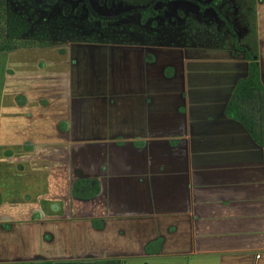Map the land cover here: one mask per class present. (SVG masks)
Returning <instances> with one entry per match:
<instances>
[{"label": "crops", "instance_id": "obj_1", "mask_svg": "<svg viewBox=\"0 0 264 264\" xmlns=\"http://www.w3.org/2000/svg\"><path fill=\"white\" fill-rule=\"evenodd\" d=\"M255 29L264 85V0ZM22 50L0 53L16 52L0 87V264H264V147L226 115L243 54ZM79 179L98 196L76 198Z\"/></svg>", "mask_w": 264, "mask_h": 264}, {"label": "rangeland", "instance_id": "obj_2", "mask_svg": "<svg viewBox=\"0 0 264 264\" xmlns=\"http://www.w3.org/2000/svg\"><path fill=\"white\" fill-rule=\"evenodd\" d=\"M143 9L155 11L147 23L141 22ZM15 15L25 16L27 24H23L24 19L16 26L17 29L11 21L7 24L6 18L12 19ZM225 22L235 29L238 44L246 46L247 38L253 32L251 1L0 0V40L9 38L14 31L20 34L27 27L19 35L25 48L15 50L20 53L19 58L22 49L35 52L41 48L42 51L62 54L72 43L91 40L104 43L152 41L167 45H222L225 38L220 39V33ZM14 54L13 57L0 55V87L6 78L9 80V73L15 74L14 70L2 73L8 59H13L15 63ZM10 67L15 68V65Z\"/></svg>", "mask_w": 264, "mask_h": 264}, {"label": "trees", "instance_id": "obj_3", "mask_svg": "<svg viewBox=\"0 0 264 264\" xmlns=\"http://www.w3.org/2000/svg\"><path fill=\"white\" fill-rule=\"evenodd\" d=\"M128 1V0H127ZM130 1V0H129ZM253 12V32L247 38V47H241L238 44V35L235 29L227 22L224 25L220 33V39H224V43L219 45L220 47H233L234 56L239 53L243 54L244 58L249 62L248 73L245 78L239 81L237 84L233 96L227 106L226 115L229 118L239 121L251 135V137L261 146L264 147V85L261 79V67L259 62V49L256 40L255 29V2L256 0H250ZM155 15V11L151 9H143L141 11V22L147 23ZM221 20L225 21V18L220 15ZM27 24L25 16L15 15L12 19H7L9 24L11 21L13 27L17 29V25L22 23ZM27 29V27H26ZM25 29V30H26ZM25 30H21L20 34L17 31L9 35V38H1L0 40V53L11 52L18 48H25L24 41L19 38ZM220 39H214L219 41ZM89 42L96 43L97 41L91 40ZM119 43H124L120 41ZM126 43V42H125ZM16 44V45H15ZM37 44V43H36ZM40 45V44H38ZM46 46L48 44H41ZM27 47V46H26ZM101 191V187L98 181L89 179H79L74 182L72 192L73 195L82 200H89L98 196ZM161 241L151 243L147 247V251L157 252L159 250ZM50 264V263H44Z\"/></svg>", "mask_w": 264, "mask_h": 264}, {"label": "flooded vegetation", "instance_id": "obj_4", "mask_svg": "<svg viewBox=\"0 0 264 264\" xmlns=\"http://www.w3.org/2000/svg\"><path fill=\"white\" fill-rule=\"evenodd\" d=\"M89 42V41H88ZM89 43H93V42H89ZM96 43H100V42H96ZM104 43V42H103ZM117 43H119V42H117Z\"/></svg>", "mask_w": 264, "mask_h": 264}]
</instances>
